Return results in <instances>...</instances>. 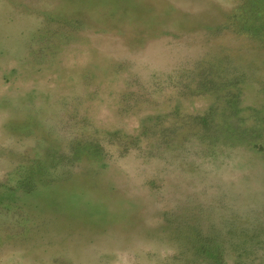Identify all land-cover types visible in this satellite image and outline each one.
Returning <instances> with one entry per match:
<instances>
[{
  "label": "rangeland",
  "instance_id": "374dc122",
  "mask_svg": "<svg viewBox=\"0 0 264 264\" xmlns=\"http://www.w3.org/2000/svg\"><path fill=\"white\" fill-rule=\"evenodd\" d=\"M0 264H264V0H0Z\"/></svg>",
  "mask_w": 264,
  "mask_h": 264
},
{
  "label": "trees",
  "instance_id": "16d2710c",
  "mask_svg": "<svg viewBox=\"0 0 264 264\" xmlns=\"http://www.w3.org/2000/svg\"><path fill=\"white\" fill-rule=\"evenodd\" d=\"M211 65H212L211 66V69L212 70L210 69V71H207V72H205V70H204L205 67L204 68L203 67L200 68L201 70H199L200 71V82L199 83L202 82V84L205 85L206 87H209L208 85H211L212 83L219 84V85L220 84H223L226 87V86H229V85H234L235 83H238L239 82V79H235V80L231 79V80H228L226 82L225 81H222L221 83H219V80H217V78L220 77V76L216 75L217 74L216 72H218L217 71V68H216V66H215L214 63H212ZM188 78H189V75H188ZM192 81L193 80H191V82ZM223 85H221V86H223ZM190 87H192L191 86V83H190ZM168 115L169 114L165 115V117L168 116ZM159 117H161V116L158 115L157 116V119L154 120V123L156 122V124H158ZM203 117H204V119H203L204 122L201 119V121H202V129L203 130L212 132V131H214L213 129H221L222 125L220 126L218 124H215L214 122L212 123V120L210 121L209 120V117H207V116H203ZM181 126H182V124H179V122L178 123L177 122H173L171 125L168 124V126H166L162 131H165V132H169L171 134H174L179 128H181ZM153 127H155V124L152 125V126H149V127H147L145 129L147 131V134H149V132L152 131L155 135L157 134V136H159L160 139H162L161 140L162 142H166L167 143L168 141L164 140V138L166 136L164 134H162L161 129L158 132V128L157 129H153ZM228 127H231V126H228ZM229 130H231V129H229ZM231 131H233V130H231ZM24 183H26L25 180H24ZM5 205L3 204L2 206H3V208L5 210H8V212L11 213L12 211H15V209H14L13 206H10V205H7V204H5ZM24 218H25V216L22 217L23 220H24ZM23 220H22V223L21 224H18V226L20 228H18V230L16 231L17 233L23 232V231H21V229H23V227L25 228V225H24ZM12 229H14V228H12V227L9 228L10 231H12ZM202 239H204L206 241H202L200 239V241H197V246L200 247L205 253H208V254L211 253L213 251V249H215V247H216V243H217L216 242L217 241L216 239L217 238L215 236H205V235H203ZM219 258H221V259L224 258L223 257V254L222 255L220 254V256L216 260H219Z\"/></svg>",
  "mask_w": 264,
  "mask_h": 264
}]
</instances>
